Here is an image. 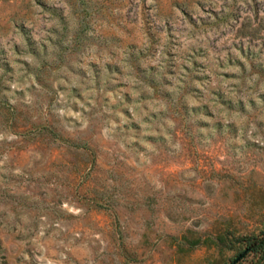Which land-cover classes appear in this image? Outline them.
<instances>
[{"label":"rangeland","instance_id":"374dc122","mask_svg":"<svg viewBox=\"0 0 264 264\" xmlns=\"http://www.w3.org/2000/svg\"><path fill=\"white\" fill-rule=\"evenodd\" d=\"M263 231L264 0H0V264H227Z\"/></svg>","mask_w":264,"mask_h":264},{"label":"trees","instance_id":"16d2710c","mask_svg":"<svg viewBox=\"0 0 264 264\" xmlns=\"http://www.w3.org/2000/svg\"><path fill=\"white\" fill-rule=\"evenodd\" d=\"M225 237L226 236L224 234H217L215 239H217L218 243H222L225 240ZM245 241V247L243 249H238L234 254V257L230 258V261L227 264H240V260L249 252H253L257 255V259L253 262V264H264V231L259 238H252ZM239 254H241L240 257L233 262L234 258H236Z\"/></svg>","mask_w":264,"mask_h":264},{"label":"water","instance_id":"95a60500","mask_svg":"<svg viewBox=\"0 0 264 264\" xmlns=\"http://www.w3.org/2000/svg\"><path fill=\"white\" fill-rule=\"evenodd\" d=\"M241 254H239L238 256H236V258H234L233 262L236 261L239 257H240Z\"/></svg>","mask_w":264,"mask_h":264}]
</instances>
